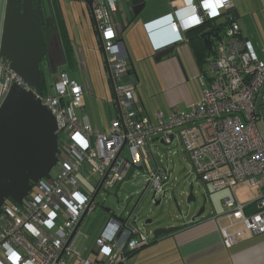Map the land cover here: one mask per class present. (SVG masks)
I'll return each instance as SVG.
<instances>
[{
    "label": "built area",
    "instance_id": "1",
    "mask_svg": "<svg viewBox=\"0 0 264 264\" xmlns=\"http://www.w3.org/2000/svg\"><path fill=\"white\" fill-rule=\"evenodd\" d=\"M120 1L92 3L114 84L113 101L119 110L108 129H93L87 113H78V108H84L83 89L65 70L54 74L50 89L35 90L0 58L2 93L13 82L33 91L55 117L58 143L54 174L34 183L20 204L4 203L0 208V264H119L124 249L147 244L150 237L145 232L136 227L123 229L109 214L94 243L95 254L103 255L100 261L83 257L85 245L80 250L73 248L80 232L76 226L82 215L94 208L91 197L107 168L99 190L108 192L126 174L140 168L146 185L156 195L164 191L163 182L171 177V169L163 164L164 154L159 160L154 156L149 145L154 137L163 146L180 144L196 177L213 191L226 190L222 211L213 217L223 242L229 245L264 232V131L256 124V103L264 99V44L260 58L248 39L238 37L239 26L231 18L208 60V77L200 74V101L187 110L172 112L166 120H150L136 107L133 83L123 79L128 53L112 20ZM184 2L187 11L174 10L176 16L169 21L180 39L181 31L218 17L229 0ZM176 153L171 150L172 155ZM238 185L258 192L249 202H240L233 196Z\"/></svg>",
    "mask_w": 264,
    "mask_h": 264
},
{
    "label": "crops",
    "instance_id": "2",
    "mask_svg": "<svg viewBox=\"0 0 264 264\" xmlns=\"http://www.w3.org/2000/svg\"><path fill=\"white\" fill-rule=\"evenodd\" d=\"M6 2L0 0V37ZM43 3L53 12L59 32L58 42L64 51L65 62L56 66V72L65 70L71 80L82 86L84 108H78V113H87L93 129H108L118 111L111 105L113 94L105 75L103 52L96 42L93 19L90 17L91 21H88L89 10L86 4L81 0H43ZM117 7L112 16L113 27L116 34L122 37L128 53L127 73L123 79L133 83L136 107L150 120L158 117L166 120L172 112L187 110L200 101L203 90L200 74L207 72L208 60L213 58L218 41L213 39L211 49H208L200 34L213 24L222 26L220 33L223 36L229 20L234 19L239 26L238 37L247 38L258 57H263L264 0H229L218 17L207 20L190 32L181 31L183 39L175 36L169 21L173 15L176 16L174 10L185 7L184 0H144V6L137 15L134 14L137 6L130 0L118 2ZM182 11L187 9L183 8ZM175 40L177 45L169 56L154 59L158 47ZM68 67L70 69H66ZM146 67L152 70L150 76L146 74ZM74 70L79 73L77 80ZM102 71L101 79L97 80ZM50 72L53 73L52 69ZM2 76L0 68V100L3 97ZM205 76L207 78L208 74L205 73ZM104 79L109 82L105 99L97 97L95 83V80L103 82ZM256 111L257 127L264 131V99H258ZM152 142L160 143L158 138H152L149 143L151 149ZM132 174H126L124 180ZM212 192H217L218 196L211 212L203 214V211L194 220L188 216L181 224H176L178 228L175 231L160 235L155 240L150 238L147 244L126 254L123 264H264V232L237 239L229 245L222 241L218 222L213 217L221 212V199L227 192ZM257 192V189L238 185L233 196L246 203ZM169 225L172 224L157 226ZM148 231L151 232V229L148 228Z\"/></svg>",
    "mask_w": 264,
    "mask_h": 264
},
{
    "label": "water",
    "instance_id": "3",
    "mask_svg": "<svg viewBox=\"0 0 264 264\" xmlns=\"http://www.w3.org/2000/svg\"><path fill=\"white\" fill-rule=\"evenodd\" d=\"M81 1L86 4L90 17L93 19V29L97 33V42L103 52L105 75L109 79L114 97V84L111 80L103 41L94 18L93 0ZM130 1L137 6L134 9V14L137 15L144 6V0ZM50 21L52 27L48 28ZM224 26H227V24H224ZM221 27V25L213 24L212 27L201 32L200 36L208 49H211L213 39L219 40L222 37ZM49 32H55L56 44L61 59L58 60V63L53 64L52 72L54 73L57 70L56 66L63 64L65 60L64 51L60 42H58L59 32L52 10L49 6L45 8L42 0H36V3L34 0H7L1 29L0 54L22 77L24 82L33 88H40L45 83V69L40 64L45 67L50 65L46 58L50 54L48 39L45 37V35L47 37L50 35ZM176 45L177 40L158 47L154 59L160 60L162 57L169 56ZM176 57L179 59L178 55ZM111 105L114 108L116 106L113 99ZM56 130V120L52 111L42 104L33 91L27 90L15 82L3 94L0 100V208L7 199L20 204L34 183L44 177H50V170L57 161ZM109 169L107 168L105 174L98 181L91 201H94ZM204 183L208 185V183ZM147 187L148 185L142 190L126 216L121 214L117 216L108 207L101 206V208L107 213L111 212L110 214L122 223L123 229L130 231L133 227L139 229L135 224V218H132V216H134V211L137 209ZM155 196L156 193L152 192L151 199L154 204L160 203V199L157 200ZM194 199L192 185H190L187 202ZM203 211L204 204L194 214H188V211L187 215L190 216L191 220H194ZM187 215L184 217H187ZM84 216L85 213L80 218L76 228L79 227ZM128 221L133 223L128 224L130 223ZM145 222L150 224L151 220L147 219ZM177 228L176 225H156L151 229V234L153 238H157L160 235L171 233ZM121 232L122 230L118 232V235Z\"/></svg>",
    "mask_w": 264,
    "mask_h": 264
},
{
    "label": "rangeland",
    "instance_id": "4",
    "mask_svg": "<svg viewBox=\"0 0 264 264\" xmlns=\"http://www.w3.org/2000/svg\"><path fill=\"white\" fill-rule=\"evenodd\" d=\"M87 15L89 18L88 21H91L90 14L88 13ZM228 39L229 37L225 38V40ZM66 69H70V67ZM74 71L76 72L74 77L77 80L79 78V73L77 70ZM150 72H152V70L149 67H146L147 76H150ZM102 73L103 71L97 77V80L98 78L101 79ZM44 74L45 87L50 88L54 73H51L47 68H45ZM107 82L108 81L105 82V79L103 82H98L95 80V83L97 85L96 90L98 92L97 97L104 98L105 92H107L106 85H109V82ZM105 105L107 107L106 100ZM152 143V150L157 160H159V155L161 153L164 154L163 164H168L169 168L171 169V177L163 182L164 191L155 196L157 200L160 199V203L158 204H154L153 200L151 199L153 189H151L149 186L147 187V190L144 192V195L141 198L137 209L134 211V216H132V218H135V224L137 225V227H139L138 230L147 233L148 228L152 229L159 224H181L184 219L189 216L187 215L188 211V214L197 212L202 204H204L205 207L203 214L211 212L212 207L216 202L218 193L212 192L213 190L209 187V185L205 184L199 177H196V174L190 168L185 153L180 149V144L174 142L173 144L169 145V147H167L157 142ZM172 149H176L177 153L172 155ZM122 154L124 156L127 155L125 149L122 151ZM54 172L55 167L53 166L50 170V173L54 174ZM123 180L118 184L117 188L114 187L108 192L103 189H100L98 191L94 198V208L86 213L83 218L82 224L79 227L80 232L78 233L74 241L73 248L75 250H80V248L85 245L82 251V255L83 257H87L91 261L97 258L98 261L102 259L103 255L100 256L95 254L94 243L95 238L103 230L109 214L111 213L105 212L101 208V206L110 208V211L114 212V214L117 216H119L120 214L126 216L129 210L132 208L134 202L137 200L138 196L146 186L140 168L134 169L133 174L126 178L124 181ZM190 185H192V194L194 195L195 199L187 202ZM6 201L8 203L10 202L8 200ZM186 215L187 217H184ZM147 219L151 220L150 224H146L145 221ZM128 222H130L128 224L133 223L131 221ZM148 235L150 238H152L153 236L151 232L148 233ZM123 236L124 232L121 234V237Z\"/></svg>",
    "mask_w": 264,
    "mask_h": 264
},
{
    "label": "flooded vegetation",
    "instance_id": "5",
    "mask_svg": "<svg viewBox=\"0 0 264 264\" xmlns=\"http://www.w3.org/2000/svg\"><path fill=\"white\" fill-rule=\"evenodd\" d=\"M34 2L36 3V0H34ZM43 3V0H42ZM44 4V3H43ZM44 7L46 8L47 5L44 4ZM51 21L49 22L48 28L52 27L51 25ZM49 36L47 37L45 35V37L48 39V51L49 54L48 56H46L48 62H50V65L48 67L43 66V64H40L41 67H43L44 69L47 68L48 70L53 68V63H57V61L59 60V51H58V46L56 44V36H55V32H49ZM54 56V57H51ZM195 212L191 213L194 214ZM148 228V227H147ZM134 236V235H133Z\"/></svg>",
    "mask_w": 264,
    "mask_h": 264
},
{
    "label": "trees",
    "instance_id": "6",
    "mask_svg": "<svg viewBox=\"0 0 264 264\" xmlns=\"http://www.w3.org/2000/svg\"><path fill=\"white\" fill-rule=\"evenodd\" d=\"M207 22V21H206ZM205 22V23H206ZM199 27V26H198ZM193 30V28H191V29H189V30H187L186 32H190V31H192ZM51 70V69H50ZM41 87L42 88H44L45 87V83H43L42 85H41ZM51 87V86H50ZM45 89H50V88H46L45 87ZM8 201H10L12 204H15V202L13 201V200H11V199H7ZM8 203L7 201H5V204H9V205H12L11 203ZM153 238V237H152ZM156 238H153L152 240H155ZM151 240V241H152ZM135 250H137V248L136 249H124V254H125V256H126V254H130V253H132L133 251H135ZM124 261V260H123ZM123 261L121 262V263H119V264H123Z\"/></svg>",
    "mask_w": 264,
    "mask_h": 264
},
{
    "label": "bare ground",
    "instance_id": "7",
    "mask_svg": "<svg viewBox=\"0 0 264 264\" xmlns=\"http://www.w3.org/2000/svg\"><path fill=\"white\" fill-rule=\"evenodd\" d=\"M169 26H170V24H169ZM22 78V77H21ZM23 80V79H22ZM24 81V80H23ZM26 83V82H25ZM27 84V83H26ZM35 90H38L39 88H34Z\"/></svg>",
    "mask_w": 264,
    "mask_h": 264
},
{
    "label": "clouds",
    "instance_id": "8",
    "mask_svg": "<svg viewBox=\"0 0 264 264\" xmlns=\"http://www.w3.org/2000/svg\"><path fill=\"white\" fill-rule=\"evenodd\" d=\"M196 28V27H195ZM187 31V30H186ZM186 31H184V32H186Z\"/></svg>",
    "mask_w": 264,
    "mask_h": 264
}]
</instances>
